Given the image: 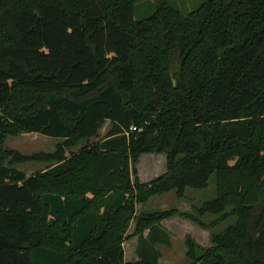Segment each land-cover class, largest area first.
Wrapping results in <instances>:
<instances>
[{
    "label": "trees",
    "instance_id": "obj_1",
    "mask_svg": "<svg viewBox=\"0 0 264 264\" xmlns=\"http://www.w3.org/2000/svg\"><path fill=\"white\" fill-rule=\"evenodd\" d=\"M152 1L0 0V264H132L130 238L160 264L176 216L211 232L188 264H264V0ZM23 134L59 142L6 148ZM149 154L166 172L144 183ZM211 182L192 211L137 215Z\"/></svg>",
    "mask_w": 264,
    "mask_h": 264
},
{
    "label": "rangeland",
    "instance_id": "obj_2",
    "mask_svg": "<svg viewBox=\"0 0 264 264\" xmlns=\"http://www.w3.org/2000/svg\"><path fill=\"white\" fill-rule=\"evenodd\" d=\"M180 0H178L179 3ZM196 5H199L202 0H193ZM154 4H159L160 0H153ZM188 3V1H187ZM184 4L187 6L188 4ZM180 8L181 7L180 5ZM183 10V9H182ZM140 15V14H139ZM138 17V16H137ZM110 129V124L107 123L101 131V138H104ZM59 141L46 138L37 134H23L19 137L9 138L6 143V148L19 151L23 154H34L40 152H53ZM84 144H82L83 146ZM77 151V150H76ZM48 166L40 163H28L25 165H17L20 171H23L28 177L33 176L38 172H42ZM139 176L142 182L148 183L158 178L166 172V156L165 155H144L140 159L138 166ZM215 196V184L210 183L206 190H188L187 197L184 200H179L174 192L166 193L151 198L147 205L137 204V215L141 212H157L177 208L180 211H192L194 206H199L204 202L210 201ZM206 222L213 220L212 217H206ZM234 222V221H233ZM164 227L172 234L173 245L170 249L160 247L163 258L160 264H188L187 246L185 239L191 235L194 240L204 248L211 246V232L205 230L180 216L174 217L172 220H167L163 223ZM228 224L221 225L217 231L223 230ZM135 223H132L129 230V235H133ZM203 231V232H201ZM137 238H130L124 245L125 259L127 263H138L139 259L136 255Z\"/></svg>",
    "mask_w": 264,
    "mask_h": 264
},
{
    "label": "built area",
    "instance_id": "obj_3",
    "mask_svg": "<svg viewBox=\"0 0 264 264\" xmlns=\"http://www.w3.org/2000/svg\"><path fill=\"white\" fill-rule=\"evenodd\" d=\"M137 130H138V129L135 128V127H133V128L131 129L132 132H135V131H137Z\"/></svg>",
    "mask_w": 264,
    "mask_h": 264
},
{
    "label": "crops",
    "instance_id": "obj_4",
    "mask_svg": "<svg viewBox=\"0 0 264 264\" xmlns=\"http://www.w3.org/2000/svg\"><path fill=\"white\" fill-rule=\"evenodd\" d=\"M201 232H203V231H201ZM210 239H211V238H210ZM211 246H212V245H211ZM211 246H210V247H211Z\"/></svg>",
    "mask_w": 264,
    "mask_h": 264
}]
</instances>
